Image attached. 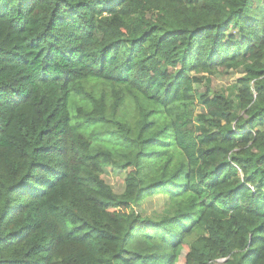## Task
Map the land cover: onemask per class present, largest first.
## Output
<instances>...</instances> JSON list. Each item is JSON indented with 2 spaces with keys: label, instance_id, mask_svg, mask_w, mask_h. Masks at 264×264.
Wrapping results in <instances>:
<instances>
[{
  "label": "trees",
  "instance_id": "trees-1",
  "mask_svg": "<svg viewBox=\"0 0 264 264\" xmlns=\"http://www.w3.org/2000/svg\"><path fill=\"white\" fill-rule=\"evenodd\" d=\"M261 1L0 0V264H264Z\"/></svg>",
  "mask_w": 264,
  "mask_h": 264
},
{
  "label": "rangeland",
  "instance_id": "rangeland-1",
  "mask_svg": "<svg viewBox=\"0 0 264 264\" xmlns=\"http://www.w3.org/2000/svg\"><path fill=\"white\" fill-rule=\"evenodd\" d=\"M257 8L261 9L264 13V0L258 2ZM239 75V73L231 71L228 74L216 75L211 79V86L216 90L225 89L227 86L231 85L234 80L239 77ZM102 178L115 194H120L123 191L124 175L122 172L105 169ZM139 210L141 212H138H140L143 217L157 218L169 214L171 212V207L164 195L155 194L152 197L144 200ZM186 252L187 249L183 247L179 255V264H184ZM222 263L223 261L218 262V264Z\"/></svg>",
  "mask_w": 264,
  "mask_h": 264
}]
</instances>
